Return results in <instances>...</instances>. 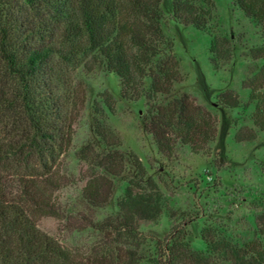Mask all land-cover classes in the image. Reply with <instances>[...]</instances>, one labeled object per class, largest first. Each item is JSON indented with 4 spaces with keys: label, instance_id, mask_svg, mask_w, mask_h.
I'll use <instances>...</instances> for the list:
<instances>
[{
    "label": "trees",
    "instance_id": "1",
    "mask_svg": "<svg viewBox=\"0 0 264 264\" xmlns=\"http://www.w3.org/2000/svg\"><path fill=\"white\" fill-rule=\"evenodd\" d=\"M161 1L0 0V122L9 123L6 135L0 136V264H140L141 256L134 248L116 243L124 234L136 237L137 225L129 208L102 222L84 212L67 213L52 198L60 185L47 162L55 161L71 146L72 125L84 106L81 83L71 96L60 87L67 79L61 76L62 65L77 57L86 58L89 70L100 64L115 73L122 97L147 99L148 130L164 155L174 153L176 139L193 151L214 140L216 116L188 93L165 103L151 101L158 94H171L174 83L182 80L179 61L170 52L172 42L160 26ZM191 1L173 0V15L184 24L205 29L215 4L202 0L206 8H195ZM238 2L247 14L264 20V0ZM159 54L163 57L154 65L153 58ZM251 55L263 63L242 86L250 89L251 99L261 101L255 121L264 131V94L260 92L264 88V41L251 49ZM146 77L150 79L147 88ZM105 94L107 107L114 112L115 100L109 92ZM217 101L231 108L239 103L231 89L220 92ZM94 130L106 149L96 151L89 145L81 155L103 169L95 189L86 196L93 206L102 207L114 194L112 176L123 173L126 157L119 134L101 109L94 117ZM129 155L144 176L141 160L133 152ZM147 182L155 188L151 179ZM46 215L63 219L69 231H101L109 240L107 252L77 258L38 227L37 220ZM256 234L263 242L254 238L237 245L218 236L212 227H203L206 255L191 248L184 229L164 241L156 240V246L164 264H264V205L257 216Z\"/></svg>",
    "mask_w": 264,
    "mask_h": 264
},
{
    "label": "rangeland",
    "instance_id": "2",
    "mask_svg": "<svg viewBox=\"0 0 264 264\" xmlns=\"http://www.w3.org/2000/svg\"><path fill=\"white\" fill-rule=\"evenodd\" d=\"M172 2H160V26L172 42L170 52L179 61L182 80L174 83L171 94H158L151 101L165 103L188 93L195 103L216 116L214 140L193 151L176 139L174 153L164 155L148 130L147 99L122 97L120 78L115 73L100 64L89 70L86 58L77 57L67 65L61 64V76L67 79L60 87L71 96L76 84L81 83L85 88L84 106L72 125L71 146L55 161L47 162L60 185L52 198L67 213L84 212L102 222L129 208L137 225L133 233L136 237L124 234L116 243L134 248L141 256L140 264H164L156 240L169 239L178 229H184L191 248L204 255L203 227H212L233 244L254 238L263 242L256 234L257 216L264 205V131L255 121L261 101L249 97L250 89L243 87L242 81L250 80L262 66L263 61L254 59L251 49L263 44L264 20L247 14L238 0H213V17L205 29H198L174 17ZM190 3L195 8H206L202 0ZM162 57L159 54L153 58V64ZM143 82L147 88L150 79L146 77ZM227 89L237 93L236 107L218 103L217 95ZM105 92L115 100L114 112L107 107ZM260 92L264 94V88ZM100 109L121 138L126 162L123 173L112 176L113 196L106 205L96 207L86 196L104 172L89 158L84 159L81 151L89 145L96 151L106 149L94 130V117L99 116ZM8 126L6 120L0 122V136L6 135ZM130 152L143 163L144 176L138 173ZM149 179L155 183L154 189ZM37 224L77 258L99 256L108 250L109 240L97 229L69 231L63 219L52 215L40 217Z\"/></svg>",
    "mask_w": 264,
    "mask_h": 264
}]
</instances>
